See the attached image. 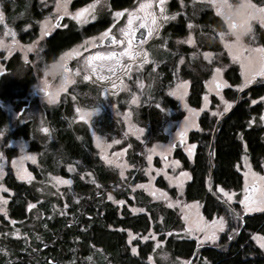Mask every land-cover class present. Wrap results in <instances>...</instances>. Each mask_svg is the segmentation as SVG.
Returning <instances> with one entry per match:
<instances>
[{
    "label": "trees",
    "instance_id": "trees-1",
    "mask_svg": "<svg viewBox=\"0 0 264 264\" xmlns=\"http://www.w3.org/2000/svg\"><path fill=\"white\" fill-rule=\"evenodd\" d=\"M126 1L121 0V2ZM254 1L264 4V0ZM24 9L25 0H15L11 3V8L6 4L8 19H16L18 24L22 20H17L16 16L23 13ZM192 14L194 16L195 13ZM187 21L189 20L180 17L179 21L164 28L163 35L171 39L184 36L188 31ZM194 21L203 26L202 34L197 33L198 49L214 51L218 57L223 53L225 58L221 62L218 59L211 62L199 56H190L193 48L182 46V49L177 50L173 42L168 44L170 49L159 50L157 57L160 59L161 76L151 94V100L148 99L134 111L138 122L146 128L145 138L149 145L167 140V136L163 133L165 120L168 117L167 109L178 110L179 114L176 118L183 115L179 110L178 101L165 94L166 87L175 79L173 68L177 69L175 63L179 54L186 55L188 60L180 68L179 75L190 81L188 102L195 108L201 106L205 82L214 67L227 65L230 62L218 35L214 33L216 30H226L225 20L215 15L213 10L206 9L201 11ZM107 23V17L91 23L86 34ZM80 35L81 33L75 29L72 33L58 31L47 42L44 41L42 54L46 58L45 61L53 60L68 44L79 41ZM256 35L258 43L264 46V29L258 25ZM9 67H13L12 62ZM225 77L231 85L239 84L241 74L238 66L228 65ZM15 78L8 80L5 74L0 77L2 99L10 98L14 101L26 95L35 82V73L29 69L19 78ZM78 87L82 93L87 90L92 91L89 85L80 84ZM225 93L228 98L236 99L237 91L234 89L227 88ZM262 95H264V87L245 91L238 105L226 113L219 124V119L216 121L209 112H204L199 120L200 129L189 133V142L196 144L193 159H190L181 148L175 150V157L182 162L184 169L191 172V179L185 187V199L202 201V210L206 218L228 217L226 229L220 234L219 241L207 242L199 246L196 239L182 234L184 223L175 209L161 202L152 201L143 191L136 192L138 203H135L129 197L132 191L129 187H118L121 181L117 171L103 164L96 156L88 128L78 129L70 125L69 115L72 104L69 98L49 108L48 115L54 140L46 144L34 140L32 149L40 151V162L46 170L69 175L66 166L77 164L79 172L73 175L72 185L65 188L64 197L43 196L44 198L36 191L34 185L21 181L11 171L8 172L4 180L14 194L9 203V217L0 213V264H162L154 263L149 259L153 252V241L139 242L136 253L132 252L128 244V230L146 232L153 225L157 231H163L159 238L162 241L166 240L171 256L182 258L186 264H264V249L253 239L256 233L264 235V211L243 214L239 203L230 202V205L224 203V198L218 191L219 187L241 190L243 177L237 165L245 152L244 143L253 165L256 169L262 170L264 127L248 124L253 116L258 119L259 116L255 115H259L263 109L261 103L252 104L251 100ZM81 99L84 103L87 101L85 97ZM157 104L160 105L159 108ZM9 121V113L0 105V131ZM97 123L101 130L114 127V120L108 113L103 114ZM31 128L30 124H26L13 131L11 136L29 137ZM240 137H243V141ZM132 142L133 150L128 157L131 163L142 166L145 164L143 145L136 139H132ZM210 150L211 154H209ZM34 170L37 172V177H44L43 170ZM131 172L133 174L135 171ZM139 172L136 171V177L130 184L142 180L144 176ZM87 173L94 176L93 180L82 176ZM158 184L168 188L166 180L162 177L159 178ZM109 192L117 199L126 198L129 205L137 204L144 207L145 212L135 214L128 207L121 209L120 205L108 199ZM40 197L43 198L42 201ZM38 200L40 202L36 208L28 207L32 201ZM230 206L238 215L229 214ZM37 213H41L42 217L34 220L33 227L26 228L31 237L29 241L6 237L5 232L11 230L12 221L14 224L22 225L31 221L32 216L34 218ZM243 221L244 228L235 239ZM233 228L236 229L235 233ZM166 230L172 234L165 237ZM174 234L179 237H175ZM229 235H232L230 240Z\"/></svg>",
    "mask_w": 264,
    "mask_h": 264
},
{
    "label": "rangeland",
    "instance_id": "rangeland-1",
    "mask_svg": "<svg viewBox=\"0 0 264 264\" xmlns=\"http://www.w3.org/2000/svg\"><path fill=\"white\" fill-rule=\"evenodd\" d=\"M14 1L15 0H11V3ZM159 1L160 0H136V3L132 7L122 11V15L116 17L114 13L119 11H114V9L110 8L109 0H89L87 2H84V0H67L68 14L58 9L57 0H43V2L48 3L47 5H51V8L50 10H43L44 16L42 19H38L34 22L31 18L26 22L31 10L25 9L23 13L16 16V18H18L17 20L23 21L17 24L16 19H8L6 10L7 0H0V12L3 13V18L0 19V77L5 74L8 80L16 79L15 77L19 78L29 69H32L35 73V82L30 86L26 95L21 98H16L17 100L14 99V101L10 98H5L4 100L0 97V105L6 109L10 115L9 123L0 131L3 133V135H0V171H2V175H0V185H3V187L0 188V197L7 201L6 204L0 205V207L4 209V211H0L1 214L9 217V203L14 194L13 190L6 185L4 180L9 171H11L16 178H18V174L24 176L23 179H18L34 185L36 191L42 197H60L61 195L64 197L65 188L72 185L73 175L79 172L77 164H68L66 166L69 175H64L58 171H49L46 170V167H43L40 162V151L32 149L34 140H37L39 143L44 142V144L54 140L48 109L61 104L62 100L65 98H69L72 104L69 115L70 125L74 128L76 126L78 129H83L84 127L88 128L95 147L96 156L103 164L117 171L121 181L118 187H129L132 190L129 196L130 199L138 203L136 192L143 191L152 201L161 202L165 206L175 209L184 223V229L181 232L185 237H191L198 241L202 240L206 235L205 231L196 230L198 217H203V220L208 223L209 227L207 229V234L215 231L220 217L224 216H216L212 219L206 218L202 210V201H188L185 199V187L187 182L191 179V172L184 169L182 162L175 157V150L177 149L175 146L163 156L161 155V147L180 140L176 134L186 123L184 118L188 117V126L185 129L182 145L179 148L187 153L188 156L189 152H191V156L189 157L193 159L196 144L189 142V133L193 130L200 129L199 120L201 115L204 112H209L212 116H214L213 113H220L221 115L214 116L216 121H218V119L225 114L223 101H227L231 105L229 110L235 104V100L228 98L225 93V89L229 87L225 77L227 66L234 64L237 65L240 70L241 81L234 86L233 89L235 91H239L238 86L244 82L246 75L254 71H260L261 65L258 58L264 54L256 51L250 52L249 49L255 50L264 48L263 45L258 43L256 35V26H262L258 21H253L252 31L241 42L242 47L239 49L233 48V54L230 55V49L225 45L226 43L231 44L235 40V37L231 34L228 22L226 21L228 10L225 6V0H215V3H211L210 0H177L178 6L175 11L163 6V12H161V7L158 6ZM29 2H31V0H29ZM60 2L64 3V0H60ZM246 2L247 0H226L227 5L237 3L244 4ZM142 3H150L151 7L141 11L139 9ZM251 3L256 5L257 8H264V4H258L254 0H251ZM90 5L94 7L89 8ZM206 9L213 10L215 15H219L225 20L226 30H216L214 33L216 32L218 35L223 45L224 52L229 57L230 62L227 65L221 64L214 67L212 74L205 82V92L202 97L201 106L195 108L190 106L188 102L190 81L179 75L180 68H182L188 60L186 55L179 54L175 63L177 69L173 68L175 71V79L170 86L166 87L165 94L178 101L180 106L179 110L183 115L176 118L178 117L176 115L179 114V111L167 109L166 113L168 117L163 127V133L167 136V140L153 142L149 145L145 138L147 133L146 128L138 122L134 111L148 99L151 100V94L155 90V86L161 76V73H159L160 59L157 57L159 50H166V48L170 49L168 44L169 42H173L174 48L177 50L182 49V46L193 48L194 50L190 52V56H199L211 62L216 61V59L221 62L225 58L223 53L222 56L218 57L214 51H201L198 49L197 33L202 34L203 26L194 20L197 16L199 17L201 11ZM81 10L84 11L78 22L72 17ZM218 10L221 14H218ZM145 11L150 12L156 17V23L160 25L159 34L148 33L144 41L137 45L134 43L129 45L127 36V31L129 29L128 14L133 13L134 16L140 17L144 16ZM156 11H158V13ZM192 13H195L194 16ZM61 15L71 19L78 27L107 17L108 22L111 21L112 23L113 33L116 35V40L119 43L99 46L98 42L103 41L105 38V36H102L104 31H93L91 32L93 34L90 33L91 35L85 37L80 42L74 43L73 46L58 55L55 60L46 62V58L43 57L42 54V46L47 33L55 29V21ZM173 15H175V19H164V17H171ZM93 17H95V19H93ZM180 17L189 20L187 21L188 31L186 34L182 37L173 39H171V37H165L163 31L166 24L173 21L176 22L177 20L179 21ZM138 23V20H133L135 31ZM145 23L150 24L151 19L146 20ZM189 24L192 25L191 28L188 27ZM262 28L264 29V27ZM121 29H124L125 32L122 33ZM221 33L224 34L223 38L221 37ZM189 36H191V43H187ZM30 46L32 47V51L27 50ZM97 52H100L104 58H96L92 61H88V57H95ZM110 52L116 55L109 58L107 54ZM206 52L210 53L208 58H205L204 54ZM120 53H124V55H120ZM234 56L235 59L233 58ZM181 58L183 59L181 60ZM117 60L119 63L116 62ZM10 62L13 63V67H9ZM54 62L62 64L63 66L67 62H72V68H68V72L65 73L64 77V80L67 78L71 82L64 84V90L59 92L56 102L54 104H49L46 97L36 96L34 90L36 88H45V82L46 90L50 92L57 90L61 86L62 83H60L59 80H53L51 77H48L44 71L46 65H52ZM216 69H220L218 74L216 73ZM85 76H88L87 80L84 79ZM100 76H104L105 78L100 79ZM257 77L264 80V76L258 75L256 78ZM218 83L226 86H222L217 90L216 85ZM80 84L89 85L92 91L87 90L82 93L78 87ZM114 84L116 85L115 88L113 87ZM172 90H176V95H169V92ZM113 92L115 93L114 95ZM133 96L136 97L135 103L132 102ZM180 96H182V99L179 98ZM73 97H75V99H73ZM82 97H85L87 101L91 99V101H86L84 103L81 99ZM221 97H223V101ZM262 98H264V95L252 99L255 100L256 103L262 104L263 109L259 114L260 117L264 115V100H262ZM185 105L187 107H185ZM77 109L80 111H77ZM85 112L91 113V115L81 119V114ZM105 113L110 114L111 118L114 120V127L109 130H101L97 123ZM260 117H258V119L252 117L248 124L251 126L261 125L264 127V121H261ZM26 124H30L32 127L29 137L22 135H17L16 137L11 136L13 131ZM43 128H47L48 131H42ZM139 129H143V133H140L138 131ZM240 138L243 141V137ZM132 139L140 141L143 145V158L145 164L142 166L131 163L128 157L130 151L133 150L134 144ZM113 141H119V143H113ZM153 145L157 146L156 150L155 152L149 153L148 150L151 149ZM193 145L195 147H191ZM244 146L245 152L237 165L243 177V186L241 190L218 188L235 194L231 201L232 204L238 203V200L243 199L246 195L250 196L252 199H257L262 194V191H264V181L259 179V177H264V161L262 162V170L256 169L251 161L245 143ZM48 150H50V148H48ZM149 154L152 156L151 164H149L147 159ZM26 157H34L35 162ZM109 160L115 163L109 164L107 162ZM173 161H177L178 165H173ZM13 162H15V167L13 166ZM34 169L43 170L44 177H37V172ZM132 170L135 171L133 174L131 172ZM121 171L123 172V176L120 174ZM136 171H140L139 173L143 174L144 177L142 180L130 184L131 180L136 177ZM182 172L188 173V176H182ZM252 173H255L256 177H253ZM82 176L88 180H93L94 178L91 173L83 174ZM160 177L166 180L168 188L158 184ZM64 180H70L71 184L61 183V181ZM137 185H140V187H137ZM162 193L164 195H162ZM107 195H111L113 197L112 201L120 205L121 209L123 207H128L135 214L140 213V209H143V212H145L144 207L142 208L137 204L129 205L126 198L117 199L111 192ZM221 196L223 197L222 193ZM42 197H40L41 201L44 198ZM40 200L31 202L34 208L38 206ZM120 201H123V203H119ZM177 201L179 203H177ZM241 213H246L243 211L242 206ZM38 217H42V214H35L34 218L32 216L31 221L24 222L22 225L14 224L12 221L11 230L5 232L6 237L16 239L22 238L24 241H29L31 237L26 228L33 227V222L38 219ZM227 220L228 217L225 216V229ZM214 221L216 222L215 225L213 224ZM190 227L193 230L189 233L188 229ZM174 231L179 232L178 230ZM129 233H131V237ZM162 233L163 231H157L154 225L146 232H133L128 230V244L131 250L132 248H136L137 252L139 249V242L146 243L148 241H153L151 260L154 263L186 264V261L182 258H173L171 256V251L167 249L166 246V240L162 241L159 238ZM221 233L222 232L217 233L218 239L215 242L219 241ZM171 234V232L166 230L165 237ZM153 235L156 237L155 240L151 239ZM144 236H148L149 239L144 240ZM174 236L179 237L176 234H174ZM254 236L264 237V235L259 233L254 234L253 237ZM207 242L209 241H204L202 244ZM255 242L260 246L257 240H255Z\"/></svg>",
    "mask_w": 264,
    "mask_h": 264
},
{
    "label": "snow or ice",
    "instance_id": "snow-or-ice-1",
    "mask_svg": "<svg viewBox=\"0 0 264 264\" xmlns=\"http://www.w3.org/2000/svg\"><path fill=\"white\" fill-rule=\"evenodd\" d=\"M163 2L164 0H160V4L163 5ZM211 3H215V0H210ZM225 6H228L226 4V0H225ZM57 7L60 11H63L65 14H68L67 13V0H64V3H61L60 0H57ZM94 7L93 5H90L89 8H92ZM151 5L150 3L148 4H145V3H142L140 5V9L141 11H144L146 10L147 8H150ZM84 10H81L79 12H77L75 15H73V19H76L78 22L80 21L81 19V15H82V12ZM161 12H163V7H161ZM218 14H221L220 11L218 10ZM114 15L116 17H119L122 15L121 12H116L114 13ZM236 15L240 16V23L237 24L235 21L231 20L229 16L226 17V21L228 22V27H229V30L231 32V34L235 37V40L231 43V44H227L226 43V47H228L230 49V55H232V49L233 48H236V49H239L240 47H242L241 45V41H240V36L239 34L240 33H250L252 31V22L253 21H258L262 27H264V8H257L256 5L252 4L251 3V0H247L246 3H244L242 5V8L239 12L236 13ZM3 18V13L0 12V19ZM93 19H95V17H93ZM136 19L138 20V25L139 27H145L147 28L148 32L149 33H155V34H159V27L160 25L156 23V17L153 16L150 12H147L145 11V14L144 16H140V17H136L134 16L133 13H129L128 14V25H129V29L127 31V36H128V44L131 45L132 44V36H133V33L135 32V27L133 26V20ZM148 19H151V23L148 24V23H145L146 20ZM165 20L167 19H175V15L171 16V17H164ZM189 28L192 27L191 24L188 25ZM121 32H125L124 29H121ZM14 36V34H13ZM102 36H105L107 37L108 36V33L107 32H104L102 33ZM224 34L221 33V37L223 38ZM192 40H191V36L188 37L187 39V43H191ZM112 43H119L118 41L116 40H113ZM28 51H32V47L30 46L28 49ZM249 51H256V52H259V53H262L264 54V48H258V49H249ZM109 58L115 56L116 54L115 53H108L107 54ZM120 55H124V53H120ZM146 55V54H145ZM205 58H208V56L210 55V53H205ZM96 58H100V59H103L104 57L102 56V54L100 52H97L95 57H88V61H92L93 59H96ZM235 59V56L233 57ZM183 58H181L182 60ZM259 63L261 65V69L260 71H254V72H251L250 74L246 75L245 79H244V82L238 86V90H243L244 88L247 87L248 84L252 83V81L256 78V76H264V55H261L259 58ZM117 63H119V61L117 60L116 61ZM243 66V65H242ZM64 68H65V72L67 73L68 72V68L66 65H64ZM130 70V69H129ZM220 72V69H216V73L218 74ZM100 79H104L105 77L104 76H100L99 77ZM85 80L88 79V76H85L84 77ZM215 79V77H214ZM71 81L68 80L67 78H65V80L63 81V83L61 84V86L55 90V91H47L46 90V82H45V88H42L41 91L44 92V95L45 97L47 98L48 100V103L49 104H54L56 102V98L57 96L59 95V92H62L64 90V84L66 83H70ZM186 83V82H185ZM222 86H226V85H222V84H217L216 87H217V90L222 87ZM113 87L115 88L116 85L114 84ZM179 87V86H178ZM115 93L113 92V95ZM169 95H176V90H172L169 92ZM180 99H182V96L179 97ZM73 99H75V97H73ZM221 100L223 101V97H221ZM262 100H264V98H262ZM132 102L135 103L136 102V97L133 96L132 98ZM224 103V112L226 113L229 108L231 107V105L227 102V101H223ZM252 104H256V101L255 100H252L251 101ZM157 108L160 107L159 104L156 105ZM185 107H187L185 105ZM77 111H80L79 109H77ZM91 115V113H82L81 114V119H84L86 116H89ZM214 116H218V115H221L220 113H213ZM185 124L184 126L181 127V129L177 132V137L182 141L183 138H184V135H185V129L187 128V121H188V117H185ZM260 120L261 121H264V115H262L260 117ZM42 131L44 132H47L48 129L47 128H43ZM140 133H143V129H139L138 130ZM0 135H3L2 132H0ZM113 143H119V141H113ZM174 143H169V145L167 146H162L161 147V155L163 156L165 153L169 152L173 147H174ZM156 145H153V147L151 149L148 150L149 153H152V152H155L156 150ZM191 147H195L194 145L191 146ZM189 156H191V152H189ZM28 159H32L33 162H35V158L34 157H26ZM147 159L149 161V164H151V160H152V156L151 154H149L147 156ZM109 164H112V163H115L114 161H107ZM173 165H178V162L177 161H173ZM13 166L15 167V162H13ZM119 166V165H117ZM121 176H123V172L121 171ZM0 175H2V171H0ZM182 176H185L187 177L188 176V173L186 172H182L181 173ZM252 176L253 177H256V174L255 173H252ZM18 178L20 179H23L24 176L22 175H19L18 174ZM259 179L261 181H264V177H259ZM61 183H64V184H71V181L70 180H64V181H61ZM3 185H0V188H2ZM137 187H140V185H137ZM220 193H222L223 197L225 198L224 199V203L226 204H229L230 205V202L233 200V196L235 195L234 193H229L227 191H224L223 189H219L218 190ZM162 195H164L162 193ZM108 199L109 200H113V197L111 195L108 196ZM7 201L4 200L2 197H0V205L2 204H6ZM119 203H123V201H120ZM177 203H179L177 201ZM238 203L239 205L242 206V209L244 212H254V211H264V191H262V194L260 195V197H258L257 199H252L250 196L246 195L243 199H240L238 200ZM171 206V205H169ZM29 208H32L33 205L32 204H29L28 205ZM0 211H4V209L2 207H0ZM139 211L143 212V209H140ZM229 214L230 215H238L235 211L234 208H232L231 206L229 207ZM213 224L215 225L216 222L214 221ZM208 223L206 221L203 220V217H198L197 219V222H196V230L197 231H205L206 235L203 237L202 240H198V246L200 244H202L204 241H209V242H215L217 239H218V235L217 233L218 232H223L225 230V221H224V217H220V220H219V223L218 225L216 226V229L215 231H212L210 234H207V229H208ZM192 228L190 227L188 229L189 233L192 232ZM236 232V229L233 228V233ZM129 236L131 237V233H129ZM37 239H39V237H37ZM144 240H148L149 237L148 236H144L143 237ZM152 240H155L156 237L153 235L151 237ZM228 239H232V235H229L228 236ZM253 239L257 240L260 244V247L261 248H264V237H253ZM132 252L133 253H136V248H132ZM149 259L151 260V257H149Z\"/></svg>",
    "mask_w": 264,
    "mask_h": 264
},
{
    "label": "flooded vegetation",
    "instance_id": "flooded-vegetation-1",
    "mask_svg": "<svg viewBox=\"0 0 264 264\" xmlns=\"http://www.w3.org/2000/svg\"><path fill=\"white\" fill-rule=\"evenodd\" d=\"M87 2L89 0H84V2ZM77 2V1H76ZM11 3V0H7V4H10ZM136 3V0H127L126 2H121V0H109V6L110 8L114 9V11H119V12H122L124 10H127L128 8L132 7L134 4ZM48 3H45L43 2V0H31V2H29V0H25V9H29L31 10L28 15V18L27 20L29 21L31 18L32 20H34V22H36V20L38 19H42L43 16H44V11L45 9H48L50 10L51 8V5H46ZM158 6L159 7H163L165 6L166 8L168 7L169 9H171L172 11H175L177 9V6H178V1L177 0H164L163 2V5L160 4V1L158 2ZM9 7L11 8V4L9 5ZM24 9V10H25ZM160 10V9H159ZM158 10V11H159ZM158 11H156L158 13ZM59 21V23H58ZM174 22V21H173ZM173 22H170L167 25H170L172 24ZM94 23V22H93ZM75 24V25H74ZM91 23L87 24V25H82V26H79L76 24V23H73V21L71 19H68V17H64V16H59L57 18V20L55 21V29L50 32V33H47L46 35V38H45V41L47 42L48 39L52 38L58 31H68V32H74V29L77 30L79 33H81L80 35V40L77 41V42H80L81 40H83L85 37L93 34V33H88L86 34V31H87V28L88 26H90ZM140 27L136 26V31L132 37V43H134L135 45L139 44L140 42L144 41L148 35V30H147V35L145 38H140L138 35H137V32H138V29ZM99 30H102L104 32H107L108 33V36H112L113 37V40H116V35L113 33V27H112V23L111 21H109L106 25H104L103 27H99L97 30H95V32H98ZM105 37L103 39V41L101 42H98V45L99 46H102V45H114L115 43H109V44H106L105 43V39L107 38ZM112 40V41H113ZM117 41V40H116ZM74 45V42H72L71 44H68L66 47H64V49L59 52L58 55H60L61 53H63L64 51H66L69 47L73 46ZM56 55L55 58L53 60L56 59V57L58 56ZM47 57V56H46ZM52 61V60H51ZM72 62H67L65 65L67 66V68L71 69L72 68V65H71ZM228 82V81H227ZM229 84V87L228 88H234L235 85H231L230 82H228ZM255 87H264V80H262V78L260 77H257L255 79V81L247 86L246 88H244L243 90H239L237 91V96H236V99H235V104L232 106V108L229 110H233L239 103V101L241 100L243 94L245 93V91L247 90H250L252 88H255ZM263 96V95H262ZM261 97V96H260ZM228 111V112H229ZM227 112V113H228ZM226 114V113H225ZM225 114L222 116L224 117ZM259 116V115H258ZM221 117V118H222ZM254 117V116H253ZM260 117V116H259ZM220 118V119H221ZM219 119V120H220ZM219 122V121H218Z\"/></svg>",
    "mask_w": 264,
    "mask_h": 264
},
{
    "label": "clouds",
    "instance_id": "clouds-1",
    "mask_svg": "<svg viewBox=\"0 0 264 264\" xmlns=\"http://www.w3.org/2000/svg\"><path fill=\"white\" fill-rule=\"evenodd\" d=\"M242 5V3H237L226 6L228 10V16L237 24L240 23L241 18L240 16L236 15V13L241 10ZM248 34L249 33H240V41L242 42ZM44 71L48 77H51L53 80H59L60 83H63L66 72L62 64H57L54 62L52 65H46Z\"/></svg>",
    "mask_w": 264,
    "mask_h": 264
},
{
    "label": "water",
    "instance_id": "water-1",
    "mask_svg": "<svg viewBox=\"0 0 264 264\" xmlns=\"http://www.w3.org/2000/svg\"><path fill=\"white\" fill-rule=\"evenodd\" d=\"M58 23H59V21H58ZM137 35H138L140 38H145L146 35H147V28H145V27H140V28L138 29ZM112 40H113V37H112V36H109V37H107V38L105 39V43H106V44H109V43L112 42ZM41 89H42V88H36V89L34 90V93H35L36 96L45 97L44 92H42ZM222 118H223V117H222ZM222 118H221V119H222ZM221 119H220V120H221ZM220 120H219V122H220ZM219 122H218V124H219ZM218 124H217V125H218ZM216 128H217V127H216ZM174 145H175L176 148H179V147L182 145V141H181V140H178V141L174 142ZM209 154H211V150H210V153H209ZM244 225H245V222L243 221V225H242L241 229L239 230V232L237 233L235 239L238 238L239 233H240L241 230L244 228Z\"/></svg>",
    "mask_w": 264,
    "mask_h": 264
}]
</instances>
